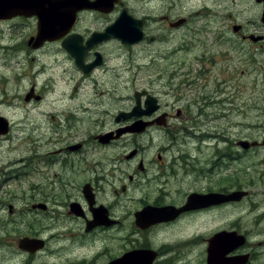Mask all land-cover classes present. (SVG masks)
Segmentation results:
<instances>
[{
  "label": "flooded vegetation",
  "instance_id": "flooded-vegetation-1",
  "mask_svg": "<svg viewBox=\"0 0 264 264\" xmlns=\"http://www.w3.org/2000/svg\"><path fill=\"white\" fill-rule=\"evenodd\" d=\"M211 4L232 10L223 22L227 20L241 45L251 44V56L242 55L246 65L241 54L225 48L226 53L218 51L222 64L212 74L218 59L205 63L210 51L203 50L196 56L198 68L185 71V60H177L169 79H178L172 87L174 112L167 111L169 103L143 89L135 91L142 93L138 102L134 95V105L113 116L114 123H107V118L103 122V117L100 124L95 121L93 127L82 128L78 114L85 109L76 100L79 88L107 66L114 51L162 44L167 39L164 24L176 31L200 18L209 23L222 20ZM246 4L243 16L241 0H82L65 24L56 28L64 33L62 37L46 39L39 47L34 39L38 18H12L36 20V33L25 54L35 62L34 54L49 46L55 54L62 53L73 85L68 93L67 81L61 79V91H66L60 98L65 103L63 119L51 134L45 130L43 141L40 134L33 136V145L22 154L1 143L13 124H0V148L13 154L2 157L0 193L7 192L3 183L16 185L21 177L34 178L33 195L43 190L40 199L23 211L0 200V216L6 219L0 221V264H46L36 263L43 255L55 256L49 264H264V138L244 137V123L238 117L243 109L238 105L241 88L254 78L255 89L264 77V56H259L264 53V0H246ZM187 6L197 8L196 14L174 16L179 7ZM115 23L118 36H105ZM225 23L218 26L223 33ZM134 31L137 39L124 42L122 32ZM64 42H70L73 50ZM182 49L193 50L187 41L175 51ZM94 83L97 88L99 82ZM33 95L32 87L25 98ZM138 104L140 109L128 115ZM56 119L55 114L36 115L31 121L37 125L38 120ZM247 125L249 135L254 130L264 135V124ZM158 132L165 134L166 144L150 157L146 152L154 148L151 136ZM40 176L45 183H35ZM245 202L250 211L243 214ZM39 209L54 222L21 232V214ZM233 211L235 218L225 219V212ZM245 215L253 218L245 222ZM213 220H220L219 226L204 236ZM199 221L208 222L205 230H200ZM58 223L59 229L54 227Z\"/></svg>",
  "mask_w": 264,
  "mask_h": 264
},
{
  "label": "rangeland",
  "instance_id": "rangeland-1",
  "mask_svg": "<svg viewBox=\"0 0 264 264\" xmlns=\"http://www.w3.org/2000/svg\"><path fill=\"white\" fill-rule=\"evenodd\" d=\"M223 1L225 3L230 2V0ZM246 5V0H241V14L243 16L246 15ZM179 8V11L174 16H193L197 10V8L190 10L189 6L187 8ZM211 8L219 12L217 16H221L222 20L214 18V22L209 23L208 19L200 18L193 20L184 28L176 31L171 30L169 26L164 24L165 31L163 37H167V39L162 44L156 43L155 46L141 44L133 49L114 51V55L109 57L106 63L107 66L104 69L98 70L94 74V77L79 88L76 100L78 103L84 104L85 109V112L78 114L83 125L82 128L93 127L92 122L95 121L100 124V120L103 117V122L107 118V123H114L113 116L119 110H128L132 107L134 105L135 91H142L143 89H147L149 92L158 95L164 104L169 103L170 106L167 111L174 112L171 109L175 96L172 87L178 79L173 77L172 82H169V79L173 75L171 73L177 67V60H185V71L190 68H198L196 56L203 52V50L210 51L204 56L205 63H207L209 58L218 59L215 67H211L213 69L212 74L215 73L217 66L222 64L218 51H224L225 48L232 47L236 54H241L240 59L246 65L247 62L243 56H251L249 50L251 44L243 43L241 45L238 37L233 35L229 23H225L227 20L223 22V17L231 13L232 10L214 4H211ZM209 10L205 13H208ZM239 18L241 19L240 16ZM224 23L226 25V33H223V29L218 28V26L223 28ZM35 33V19L0 18V115L7 117L10 123L13 124L8 139L3 140L1 143L5 145L11 144L19 154H22L33 145L30 140L33 136L38 137L40 134L43 141L46 129L51 134V128L59 126L61 118L63 119L61 113L64 112L65 107V103L60 98L66 91L70 93L71 86L73 85V81L68 79L69 73L67 69L69 62L64 60L62 53L58 52L55 54V49L49 46L34 54L35 62L25 54L28 47H30L28 41ZM220 38L222 40H219ZM186 41L191 43L193 50L189 52H186V49L175 51V48H180ZM220 41L223 44H218ZM213 42L214 44H212ZM146 46L148 49L144 51L143 47L146 48ZM21 49L23 50L19 54ZM228 53L233 55L234 59L238 57L233 52ZM259 56H264V53L260 51ZM56 62L61 64L57 65ZM61 79L67 81L66 91H61ZM262 79L264 77H261V80H257V86L254 89V84L252 83L254 78L249 81L246 78L248 85H243L241 89L244 93L241 100H238V105H242L244 109L238 115L244 123L243 136L252 139L258 138L259 141H262L264 135H261L262 132L256 134L255 130L253 136L249 135L247 123L253 121L258 124H264V115L261 112H264V83ZM96 81L99 82L97 88L93 87ZM32 87H34V95L26 99V94L30 92ZM210 89H213V85ZM225 93L230 97L229 92ZM39 95L45 98L41 100L38 98ZM258 106L261 109H257ZM50 114L57 115V119L53 121L38 120L37 125H34L31 121L36 115L49 117ZM94 128L97 130V127ZM151 137L153 138L154 148L146 152L150 157L153 154L156 155L158 149L163 144H166L165 141L167 140L163 132L155 133ZM25 138L28 139L25 140ZM42 143L37 141V144H41L39 148L47 150L48 146L42 145ZM12 155V153L7 152L6 147L0 148V163L3 158L5 159ZM244 163L246 165L248 163L247 160ZM244 180L246 182L247 179L245 178ZM33 181L34 178L31 180L29 177H21L16 185L14 182L6 181L1 187L3 186L4 191L7 192L0 193V200L13 205V208L18 211L30 209L31 202L40 199L41 192L43 191L41 190L39 195H33ZM45 182V179L41 176L35 179V183L37 184ZM173 182L172 177H170L172 186H174ZM129 204L136 205L133 202ZM2 207L3 205L0 202V211ZM35 211L37 212H24V214H21L19 224L21 232L29 230L31 227H35L36 229L46 227L54 222L50 221L48 216H43L42 214L44 213L41 209ZM246 211H250V208L245 202L243 214H246ZM236 213L237 211L225 212V219L235 218ZM252 218L253 216L245 215L244 221L246 222ZM5 220L4 217L0 216V221L4 222ZM220 220L216 222L214 220L211 221L209 231L205 232L204 236H207L216 229L219 226ZM199 222L201 223L200 230H205L208 222ZM54 227L59 229L61 228V224L58 223ZM77 231L80 232L79 229ZM54 259L55 256L43 255L36 259V263L44 262L49 264ZM102 261L103 259H100V262ZM56 264H59V261Z\"/></svg>",
  "mask_w": 264,
  "mask_h": 264
},
{
  "label": "water",
  "instance_id": "water-1",
  "mask_svg": "<svg viewBox=\"0 0 264 264\" xmlns=\"http://www.w3.org/2000/svg\"><path fill=\"white\" fill-rule=\"evenodd\" d=\"M81 2L82 0H0V14L4 11V13H9V16H12V14L13 16L17 14H23L26 16L36 15L39 19L37 40L38 44L40 45L46 39L55 40L62 36V34L55 28L58 27V25H62V19L71 17L72 12L79 8L78 5L81 4ZM81 6L82 5H80V7ZM65 7L70 8V13ZM118 32V23H115L112 28H109L106 31V34L108 37H115L118 36ZM125 32L128 31L126 30ZM125 32H122L124 34L123 36L125 37L123 39L124 42L132 43L137 39L135 38V31L130 34H126ZM69 43L70 42H64V45L72 51L73 49ZM137 110L138 107L134 109V111Z\"/></svg>",
  "mask_w": 264,
  "mask_h": 264
}]
</instances>
